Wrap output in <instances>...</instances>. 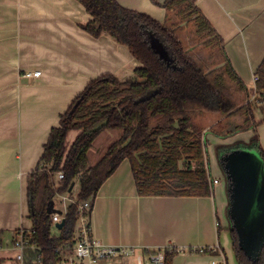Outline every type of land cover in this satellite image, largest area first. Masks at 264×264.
<instances>
[{"label": "crops", "instance_id": "0c3cea01", "mask_svg": "<svg viewBox=\"0 0 264 264\" xmlns=\"http://www.w3.org/2000/svg\"><path fill=\"white\" fill-rule=\"evenodd\" d=\"M117 1L163 23L171 19L164 6L167 0ZM195 7L221 41L222 65L229 66L243 86L227 75L233 88L243 90L246 102L252 101L255 117L262 116L257 130L264 149V104L256 91V73L264 60V0H195ZM91 18L78 0H0V234L6 242L0 257L8 259L4 263L15 262L7 252L13 251L10 241L16 230L33 225L28 177L40 165L61 115L91 80L108 73L126 80L141 66L129 48L110 34L95 37L84 29ZM34 70L42 74L25 75ZM246 132L253 135L252 130ZM78 134L67 140L68 149ZM205 136L213 144L223 139L210 132ZM109 146L93 163L89 150V165L101 160ZM208 165L220 179L211 195L148 196L138 193L131 162L123 160L99 189L91 223L94 234L105 243L126 245L135 252L101 264L152 262L153 254L170 245L186 249L174 256V264H211V255L192 253L187 250L191 246H217L219 260L240 264L226 223L229 190L221 186L219 156L213 166ZM62 202L66 210L70 203Z\"/></svg>", "mask_w": 264, "mask_h": 264}, {"label": "trees", "instance_id": "16d2710c", "mask_svg": "<svg viewBox=\"0 0 264 264\" xmlns=\"http://www.w3.org/2000/svg\"><path fill=\"white\" fill-rule=\"evenodd\" d=\"M78 1L92 15L82 27L95 37L110 34L129 48L141 66L126 80L110 73L91 80L61 115L59 125L51 130L41 163L29 175L27 184L29 218L47 258L55 256L57 244L73 241L79 218L78 205L70 204L65 226L56 231L47 207L58 194H70V188L79 182L78 200L95 199L102 184L123 160L129 159L140 195H211L208 145L195 118L203 113L239 119L253 111V105L245 103L243 90L234 91L227 86L225 74L240 83L231 68L221 70L212 59V52H205V48L213 49L214 38L220 50L222 44L197 11L195 0H167L164 6L183 17L194 16L188 23L196 27L197 43L190 41L189 35L172 19L163 23L148 13L128 9L117 0ZM155 38L168 50L169 60L161 57L153 46ZM256 74L258 100L264 101V60ZM150 91L153 94L147 98ZM224 118L211 125L208 132L225 138L252 128L247 118L225 133L217 128ZM262 122L259 120L258 125ZM108 128H120L123 134L101 160L90 166L89 150L98 135ZM72 130H78L79 134L68 149ZM254 131L248 147L257 149L264 159L258 130ZM59 171L65 177L56 182L55 174ZM232 233L240 264H264V245L258 258L251 259L239 247L235 231ZM164 251L165 264H174L173 258L178 253L168 248ZM4 262L5 258L0 257V264Z\"/></svg>", "mask_w": 264, "mask_h": 264}, {"label": "built area", "instance_id": "2783aa9c", "mask_svg": "<svg viewBox=\"0 0 264 264\" xmlns=\"http://www.w3.org/2000/svg\"><path fill=\"white\" fill-rule=\"evenodd\" d=\"M41 74V70L28 71L25 73L28 77H39ZM257 79L258 77H256V81ZM262 103L264 104V101H262ZM208 169L210 174L209 180L211 185L214 187L220 183V179L219 177H215L213 175L210 171V167H208ZM64 177L65 174L63 171H59L55 174L56 182L62 180ZM76 185L80 187L79 182H77L73 186L69 196L60 197L61 194H58L54 199L56 201V207L58 208L61 207L60 205H57V201H65L66 199L70 204L75 203L78 205L79 218L74 232L73 241L66 244H57L53 252L55 256L53 258H47L42 246L35 238L36 230L33 225L32 227H20L16 230L12 240L10 241V247L15 252V262L18 264H50V261L53 260L54 264H101L103 260L113 257H127L135 252L134 248L127 247L126 245L107 244L94 234L91 223L94 199L90 198L79 201V190L78 192H75L74 190ZM66 212L67 209H64L62 210V213L55 212L51 214L56 231L61 230L56 227V223L61 222L63 219L66 220ZM5 244V239L0 234V250L4 249ZM168 249L169 251H175L177 253L186 250L185 247L175 245H170ZM187 250L196 254L211 255V264H227L225 258L219 260L216 257L220 250L217 246H191L188 247ZM32 253H35V255H32ZM165 258V251L160 250L152 255V263L165 264ZM139 263L142 264V261H139Z\"/></svg>", "mask_w": 264, "mask_h": 264}, {"label": "water", "instance_id": "95a60500", "mask_svg": "<svg viewBox=\"0 0 264 264\" xmlns=\"http://www.w3.org/2000/svg\"><path fill=\"white\" fill-rule=\"evenodd\" d=\"M152 44L161 57L170 59L168 50L159 39H153ZM152 94L150 91L147 98ZM220 159L229 180L231 230L235 231L244 253L256 259L264 245V159L257 149L251 147L234 148ZM47 211L49 214L62 213L54 199L49 202ZM65 224L63 219L56 223V227L62 229ZM50 264H54L53 260Z\"/></svg>", "mask_w": 264, "mask_h": 264}, {"label": "rangeland", "instance_id": "374dc122", "mask_svg": "<svg viewBox=\"0 0 264 264\" xmlns=\"http://www.w3.org/2000/svg\"><path fill=\"white\" fill-rule=\"evenodd\" d=\"M177 13V12H176ZM175 12H171L170 13V18L173 20V23H177L178 26H180L181 28L184 29V31L189 35V37L191 38L190 41L192 40L194 43L198 42V37L196 35V27L193 24L188 23V20L192 19L193 17L190 18V16H186L183 17L181 15L176 14ZM213 43V49L210 48H205V52H207L208 54L212 52V59L214 60V62L216 63L217 67H219L221 70H225V65H222L223 63V57H222V53L220 52L219 49V45L217 40H215V38L212 40ZM228 74H226L227 76ZM228 77V76H227ZM226 77V84L227 86H229L231 89H233L234 91L239 90L238 88L235 89L234 87V83L232 82V80L228 77ZM233 83V84H232ZM244 97H246V95H244ZM252 101H249V103H251ZM245 103H247L245 101ZM252 104V103H251ZM257 112V110L255 111L253 109V111L251 113L246 112L244 113L239 119H232V117L229 118H224V115H216V114H198L195 118V123L197 124V126H199L201 129L204 130V132L209 133L208 129L209 126H211L212 124L218 122L221 118H224L223 122L221 123L222 126H218L217 128H219L220 131H224L225 133L229 132L231 129L234 128L235 125L238 124H242L244 123V120L248 118V124L252 127L250 130H252L253 135H254V129L258 128V123H259V119H262L260 117L262 116H257L255 117V113ZM253 114V115H252ZM259 115V114H258ZM219 119V120H218ZM218 120V121H217ZM206 129V131H205ZM78 130L74 131L72 130L71 133H69V137H68V143L71 142L73 140V134H75ZM205 133V134H206ZM211 133V132H210ZM249 132H246V130L244 131H238L235 132L232 135H228L227 137L223 138L221 142L219 143H209V141L207 140L208 138H206L207 145H208V149L209 153H208V162L209 164L211 163V165L213 166V162L216 160V156H219V164H220V168L222 171V175L223 178H221V186L224 185L227 187V189L229 190V180L227 179V175L222 167V163H221V156L222 154H220L221 152H229L232 148L236 147V146H241V148L243 147H248V145L251 143V140L253 138V135L250 136V134H248ZM123 134V130L120 128H108L106 130H104L103 132H101V134L98 135V137L96 138V140L94 141V144L92 146V148L90 149V157H91V161L90 163H93L99 156L100 154L106 150V146H109L110 144H112L113 142H115L116 140H118ZM251 138V139H250ZM260 141V140H259ZM211 144V145H210ZM228 150V151H227ZM89 163V164H90ZM209 167V165H208ZM213 170V169H212ZM214 172V170H213ZM75 192H78L79 187L76 185L74 188ZM25 205H26V200H25ZM57 205H60V207H63L64 209V202L62 201H57ZM228 206H229V201H228ZM25 219L27 218V215H25ZM226 223L230 226H232L231 220L229 218V212L227 210V215H226ZM14 236V235H13ZM13 238V237H12ZM12 240V239H11ZM233 240H234V234H233ZM238 242V239H237ZM235 244V242H234ZM1 253V251H0ZM9 254H12L14 256L15 252L14 251H9L7 252ZM2 254V253H1ZM14 258V257H12ZM8 260L7 258H5V261ZM4 264H18L17 262H8V263H4ZM143 264H153L151 261H143Z\"/></svg>", "mask_w": 264, "mask_h": 264}, {"label": "flooded vegetation", "instance_id": "af4514ba", "mask_svg": "<svg viewBox=\"0 0 264 264\" xmlns=\"http://www.w3.org/2000/svg\"><path fill=\"white\" fill-rule=\"evenodd\" d=\"M236 148H241V146L239 145L238 147H236ZM232 149H234V148H232ZM231 149V150H232ZM228 151V150H227ZM227 152L225 151V152H223V155L221 156V158L226 154Z\"/></svg>", "mask_w": 264, "mask_h": 264}]
</instances>
